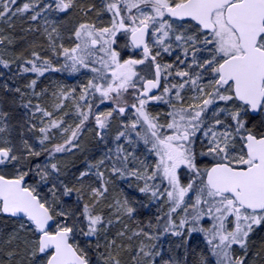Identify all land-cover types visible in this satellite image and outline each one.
Listing matches in <instances>:
<instances>
[{
	"label": "snow or ice",
	"instance_id": "obj_1",
	"mask_svg": "<svg viewBox=\"0 0 264 264\" xmlns=\"http://www.w3.org/2000/svg\"><path fill=\"white\" fill-rule=\"evenodd\" d=\"M16 5L0 0V21L32 13L43 24L29 31L42 28L48 40L46 49L18 57L15 75L35 74L26 85L33 95L47 93L35 91L46 73L91 75L78 94L77 87L52 93L56 111L74 102V124L67 112L56 119L40 104L24 105L40 116L39 127H27L31 143L15 139L0 112V224L14 222L6 238L0 228L10 248L0 249V264H122L121 251L132 253L133 264H187L164 247L169 236L186 254L190 241L202 242L195 264L260 259L264 251L250 249L264 232V0H101L99 10L78 0ZM77 9L84 19L65 46L48 15ZM92 13L108 14L107 23L91 21ZM15 63L0 57L5 69ZM89 125L99 158L85 160L69 179L61 157L81 151ZM93 177L96 186L86 183ZM114 180L147 199L125 196L109 205L117 221L141 208L156 211L131 236L125 224L109 239L113 220L97 208ZM121 238L139 243L118 244Z\"/></svg>",
	"mask_w": 264,
	"mask_h": 264
},
{
	"label": "rangeland",
	"instance_id": "obj_2",
	"mask_svg": "<svg viewBox=\"0 0 264 264\" xmlns=\"http://www.w3.org/2000/svg\"><path fill=\"white\" fill-rule=\"evenodd\" d=\"M17 2L22 6V4L24 2H27V0H17ZM32 13H27V15L30 17ZM25 15V14H24ZM57 16H59V14L56 15H48V18L50 20L52 19H56L57 20V25L59 27L60 33L61 35L64 37L63 43L65 44V46H70L71 45V41H69L68 37L70 36V33L72 31V29L75 27L76 23L80 20H77L78 18L75 15V11L70 12L69 15L67 16H60L59 19H57ZM106 16V17H105ZM75 18V19H74ZM84 19V18H83ZM91 21L96 22L98 25L100 23H107L108 21V14L106 13H102L100 19H92ZM14 22H15V17L12 18L11 23H9L7 20H2L0 21V36H5L8 38V40H11L12 43H8V40H5V43L0 45V57H2L4 60H8V61H13L15 60L17 63L12 64L10 66L9 69H5L4 67L1 68L0 64V73H3V75H0V112L3 113H7V122L10 126V129H15V127H11L12 123V116L10 115L9 112V107L11 108H15L17 106H19L16 103V106L14 103L9 102L11 100V98L13 96L16 95V100L18 99L17 96L21 98H24L27 100V103L30 100H33V102H36L37 104H40L41 107L46 108L48 111H52L53 112V117L56 119H59L61 116H63V114L65 112L68 113L67 116H64V119L66 120L67 123L69 124H74L76 122V115H75V109H74V102L69 99L67 101H64V108L61 109L60 111H56L53 107V105L55 103H58L59 101L56 100V98L52 95V93H58V89L61 87L64 88H71V87H77V85L86 83L87 79L90 77L89 75H87L86 73L84 74H79L76 77L74 76L72 81L73 82H63L60 80V76L59 73H46L45 76L41 77L38 81L37 84H40L41 82L44 84L45 82L47 84H44V87L42 89H47V93L44 96H40L37 97L35 95H33L32 91L27 89L26 85L28 84V82L33 79L35 77V74H23V75H15V73L17 72V64H19V60L18 57H28L30 51H28L27 55H22L20 53H17V44L14 40V37L12 35V33L14 32V29H17L16 26H14ZM28 24H30V28L33 29V27H39L42 26L43 21H31L29 19ZM39 33V31H38ZM42 38L43 41V45L41 48H36V50L40 51L42 49H46L47 45H48V40L46 35L43 34L42 32V28L39 34ZM42 54H44L42 52ZM47 55L51 56L52 54L49 52L47 53ZM166 60H171V57H165ZM56 58L53 57V61L55 62ZM85 71V70H83ZM63 73V72H62ZM2 76H4V79H2ZM13 76V77H12ZM64 76V75H63ZM7 84L8 88H5L4 85ZM40 86V85H39ZM38 85H36V92H39V90H37L39 88ZM41 86H43L41 84ZM15 88H20L21 92L24 93L23 96H21V93H17L14 91ZM9 89H12L11 91ZM79 93V88L77 87V94ZM42 97V98H41ZM42 99L44 101L47 102V105L41 104L42 101L39 102V99ZM13 105V106H12ZM110 106H108L107 104L105 105H101L100 109L101 110H108ZM34 110H32L33 113ZM31 112H29L28 114H24V116L27 117V119H25L28 123H37V126L39 127V123L38 121L40 120V116L39 114H35V116L32 115ZM14 121V120H13ZM115 133V124L113 125L112 131L110 133V135H114ZM11 134L12 136L14 135V133L11 130ZM15 139L19 140V138L21 136H13ZM25 139H28L29 142L31 143L32 140L35 138L34 134L32 132H29L27 130V135L23 136ZM87 140L89 142V144H87ZM80 145H81V151L79 152H74V154H68V155H63L61 157L62 162L64 163V158L65 160H71V168H69V172H68V176L69 179L72 178V176L69 174L71 172H75V170L78 169H83L84 167V163L85 160H94L99 158L100 155V150L102 148L101 145L98 144V141L95 138V132L94 129L91 125H89L86 130L83 132L81 140H80ZM84 156V157H83ZM83 157V160L81 161L80 164H78L77 160L81 159ZM77 159V160H76ZM73 160V161H72ZM78 174V173H77ZM89 183H91L93 186H96V182H95V177L92 178L91 180L88 181ZM125 196H128L132 199H136V200H141L144 203H147V199L144 198L142 196V194H138L135 189L133 188H129L126 182H121L119 180H114V182L112 184L109 185V193L107 195V198L100 204L98 205L97 210L98 211H102V213H104V216L106 218H110L113 220V225L109 227L108 229V238L111 239L115 236V234L120 230L121 227L124 228L125 224L128 225V231H127V236H131V231L137 228V224H132V222H134L133 220L140 221L142 220L144 223H146L147 219L152 217L153 214L155 213L156 209L154 207H148V208H141L138 210V214L135 216L134 219H129L127 217H122L121 220L117 221L114 213V208L110 209L109 205H114L116 200H122ZM132 221V222H131ZM154 222V221H153ZM134 225V226H133ZM141 226V225H140ZM14 227V222L7 219V220H3V223L0 224V228H3V237L6 238L7 237V233L12 231ZM132 227V228H131ZM261 238H264V232H260L257 235L252 237V247L250 249L251 253H255L256 251V242H258V240H260ZM126 238H121L117 240V243L120 244L121 242L125 243V244H131L132 241V245L135 246L136 244L139 243V240L137 238H133L131 241L129 240H125ZM135 240H137L135 242ZM199 242V239H196L194 241H192L193 243ZM104 241L101 240V244H103ZM162 243L164 245V247L171 249L173 256L176 259H186L187 263H188V259L186 257V253H185V249L181 248V247H177V245L179 244V240L174 237V236H169L166 240L164 238H162ZM190 245V242H189ZM197 243L195 245H193V250L195 248V250L197 249ZM191 247V246H190ZM199 248L201 250V247L199 245ZM0 249H2L3 252H7L8 250H10V248L8 246H5L2 241H0ZM202 251V250H201ZM128 256V253L121 251V256L125 257ZM237 254H241L239 253V250H237ZM121 258V257H120ZM0 259H3V255L0 254ZM128 259V258H127ZM125 261V260H123ZM127 261V260H126ZM256 260L252 262V264H255ZM6 264V262H5ZM93 264H95V258L93 260ZM128 264H133V260H132V253H131V258L130 260H128ZM264 264V260L263 263Z\"/></svg>",
	"mask_w": 264,
	"mask_h": 264
},
{
	"label": "trees",
	"instance_id": "obj_3",
	"mask_svg": "<svg viewBox=\"0 0 264 264\" xmlns=\"http://www.w3.org/2000/svg\"><path fill=\"white\" fill-rule=\"evenodd\" d=\"M88 4H95L97 9L99 10L100 7H101V0H78V5L79 6H86ZM18 6H21L18 2H17V5L14 6V7H18ZM75 15L76 17L78 18L77 20H80V19H83L84 17L82 16V14L79 12V10L77 9L75 11ZM96 14L95 13H92L90 15V17H88V19L92 20V19H96ZM106 17V16H105ZM75 19V18H74ZM30 23L29 22V16L27 14L25 15H18V16H15V22H14V26L17 27V29H14L12 35L14 37V40L17 44V53H20L22 55H27L28 51H31L33 50L34 48H41L42 45H43V41H42V38L41 36L39 35L40 34V31L38 33V31H29L30 28ZM33 29H36V27H33ZM20 63V62H19ZM30 74V73H29ZM41 84L43 86H41ZM44 84H47L46 82ZM44 84L41 82L40 84H37L39 86V88L37 90H39V92H41L44 87ZM42 87V88H41ZM45 95V94H44ZM42 95V96H44ZM18 99L16 100V95L13 96L11 98V100L9 102L11 103H14L15 106H16V103L20 106H21V113L22 114H28L29 112L32 113V108L29 107V108H25L24 105L27 104V100L24 99V98H21L19 96H17ZM42 98V97H41ZM39 99V102L42 101L41 104H44L47 105V102L42 100V99ZM32 102L33 105L37 104L36 102H33V100H30ZM13 106V105H12ZM50 110V109H48ZM11 115H13V124L11 125V127H15V129H11L12 132L14 133L13 136H26L27 135V127H28V122L26 120H21V118L19 117L20 115V112L18 110H14V111H11L10 112ZM15 118V119H14ZM87 144H89L88 140H87ZM84 157V156H83ZM83 157L81 159H76L78 164L81 163V161L83 160ZM73 161V160H72ZM64 164L67 165V168H71V160H65L64 158ZM78 169V168H77ZM76 171V170H75ZM71 176H72V172L69 173ZM94 178V177H93ZM86 183H89L88 181ZM85 199H87V197H85ZM104 214V213H103ZM3 220H7V218H3ZM134 222H132V224H137V222L135 220H133ZM139 222H141V226H143L144 222L142 220H140ZM134 226V225H133ZM132 228V227H131ZM120 230H124L123 227L120 228ZM126 239H124L123 241H125ZM137 240H135L136 242ZM127 243V242H125ZM197 243V249L193 250V245H195ZM196 243H193L192 244V241H190V245H189V250L186 254V257L188 259V263L187 264H195V261L198 257V254L203 252L204 250V246L202 244L201 241L199 242H196ZM131 244H132V241H131ZM199 245L201 247V250L199 248ZM191 246V247H190ZM256 251L257 252H262L264 251V238H261L260 240H258V242H256ZM128 253V256H126L125 254V257H122L120 255V259L122 261V264H128V260H130L131 258V253L130 252H126ZM128 258V259H127ZM125 260V261H123ZM127 260V261H126ZM263 260H264V255H262V257L258 260H256L255 264H262L263 263ZM6 262V261H5Z\"/></svg>",
	"mask_w": 264,
	"mask_h": 264
},
{
	"label": "flooded vegetation",
	"instance_id": "obj_4",
	"mask_svg": "<svg viewBox=\"0 0 264 264\" xmlns=\"http://www.w3.org/2000/svg\"><path fill=\"white\" fill-rule=\"evenodd\" d=\"M129 51V53L131 54V52H132V50L131 49H129L128 50ZM3 67V65H1V68ZM54 73V72H53ZM84 73H86V70L84 71ZM87 75H91L90 73H86ZM64 75V76H63ZM77 75H79V74H70V73H65V72H63V73H59V76H60V80L61 81H63V82H65V83H67V82H73L72 81V79H73V77L75 76H77ZM13 77V76H12ZM2 79H4V76H2ZM108 106H110L109 104H107ZM14 110H18L19 112H20V118H21V120H25V119H27V117L26 116H24V114H22L21 113V106H20V104H19V106H17V107H15V108H11V107H9V112H11V111H14ZM153 112H161V111H164L165 110V108L163 107V106H153L152 107V109H151ZM11 115V114H10ZM12 116V119H13V115H11ZM15 119V118H14ZM12 123H13V120H12Z\"/></svg>",
	"mask_w": 264,
	"mask_h": 264
}]
</instances>
